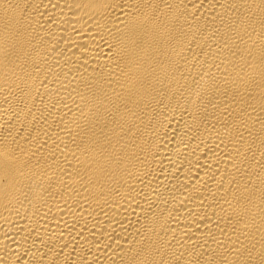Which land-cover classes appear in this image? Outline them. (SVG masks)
<instances>
[{
    "label": "bare ground",
    "instance_id": "1",
    "mask_svg": "<svg viewBox=\"0 0 264 264\" xmlns=\"http://www.w3.org/2000/svg\"><path fill=\"white\" fill-rule=\"evenodd\" d=\"M0 264H264V0H0Z\"/></svg>",
    "mask_w": 264,
    "mask_h": 264
}]
</instances>
